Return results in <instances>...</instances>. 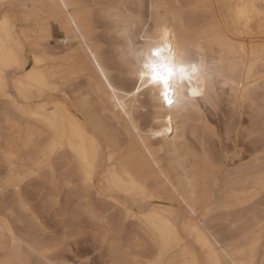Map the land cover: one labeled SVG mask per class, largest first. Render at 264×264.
Segmentation results:
<instances>
[{
  "label": "bare ground",
  "instance_id": "6f19581e",
  "mask_svg": "<svg viewBox=\"0 0 264 264\" xmlns=\"http://www.w3.org/2000/svg\"><path fill=\"white\" fill-rule=\"evenodd\" d=\"M123 1L0 0L13 14L0 18V184L14 198L0 214V264L53 252L25 222L22 180L73 195L96 223L110 210L136 223L144 255L113 244L110 264H264V0H148L145 19ZM95 9L117 25L114 52L94 37ZM162 40L199 69L171 107L133 87L141 52ZM218 90L238 120L230 151L204 117ZM244 109L251 152L236 144Z\"/></svg>",
  "mask_w": 264,
  "mask_h": 264
},
{
  "label": "rangeland",
  "instance_id": "374dc122",
  "mask_svg": "<svg viewBox=\"0 0 264 264\" xmlns=\"http://www.w3.org/2000/svg\"><path fill=\"white\" fill-rule=\"evenodd\" d=\"M96 1L99 2L100 7L106 8L110 7L115 0ZM139 1L140 7L138 4ZM123 2L131 13L139 14L143 19L146 18L148 0H125ZM129 5H131V7ZM9 14H12V12H9L5 7L0 9V18L2 16H9ZM12 15L9 17H12ZM102 17L103 16L95 9L92 19V21H94L92 23L94 37L98 40L104 51L114 52V48L120 43V36L114 33L117 25L116 23L113 24L114 20L112 18L105 19V17H103V20L101 19ZM30 24L31 23L27 24V26ZM58 28L57 25H52V36L48 41V46L50 48L52 47L51 49L55 53L57 51L59 53L64 49L63 45L59 42V39L61 40L63 37V32ZM114 76H116V73H114ZM126 83L130 85L133 82L128 80ZM207 106L204 108V117L207 119L210 127L214 128L217 138L221 141L223 148L230 151L232 141L235 139L234 133L238 121L237 115L232 114L227 102V96L222 91L220 92V90L217 91L216 95H212L211 101ZM141 115L142 121H145L148 113L146 110H143L141 111ZM241 118L243 121L238 128L236 144L243 152H251L257 141L255 140V142H252L255 138L251 137L249 139V137H247L246 131L251 127V123L248 121L247 109L242 111ZM186 138L189 142L194 143L195 141L190 135H187ZM251 139L253 140L251 141ZM5 176L6 172L4 168L2 169L0 166V182L5 179ZM22 181V184L20 183L22 187H20L21 189L19 190V197L23 201L28 212H30L25 222L37 224V232L35 233L37 240L50 243L54 246L53 252L47 256L48 261L39 260L37 264H110L113 244L116 246L119 245V248L122 249L123 247L133 248L130 249L131 251L126 249L130 252L144 255L138 247V251L135 247V242L141 241L143 238L137 224L133 221H123V218L117 210L109 211V213H111L110 218L112 219H109L108 224L96 223L83 213L80 204L73 195H69L62 190H52L47 184L44 185L42 181L29 182L25 180L23 181L24 183ZM12 195L10 188H6L0 184L1 215L4 214L2 208H4L3 206L5 204L6 207L13 204L14 198ZM93 202L94 205L97 204L95 207L99 212L101 210V213L104 209L108 208V206L104 208L105 205L96 202L95 199ZM11 224L12 227H15H13L15 234L19 236L20 233L17 229L19 224L14 221L11 222ZM211 226L217 231H221L225 224L217 221L215 223L213 222ZM136 234L141 239L136 237ZM22 246L26 247L24 244H22Z\"/></svg>",
  "mask_w": 264,
  "mask_h": 264
},
{
  "label": "snow or ice",
  "instance_id": "6c2138e0",
  "mask_svg": "<svg viewBox=\"0 0 264 264\" xmlns=\"http://www.w3.org/2000/svg\"><path fill=\"white\" fill-rule=\"evenodd\" d=\"M140 56L142 62L138 80L133 84L135 91L140 93L142 89L155 88L169 107L174 104L173 96L189 90L193 77L199 72L197 65L167 40L150 45ZM191 92L192 95L200 94L196 89H191Z\"/></svg>",
  "mask_w": 264,
  "mask_h": 264
}]
</instances>
